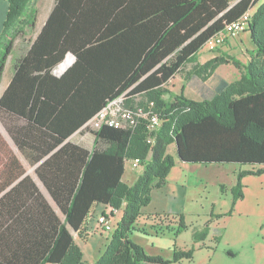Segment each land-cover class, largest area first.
<instances>
[{"label":"trees","instance_id":"16d2710c","mask_svg":"<svg viewBox=\"0 0 264 264\" xmlns=\"http://www.w3.org/2000/svg\"><path fill=\"white\" fill-rule=\"evenodd\" d=\"M4 1L0 82L14 42L34 30L38 14L34 0ZM53 1L45 25L13 64L0 97V121L29 165L50 154L34 172L55 208L31 177H22L25 168L0 134V191L11 187L0 198V264H87L73 234L81 235L95 204L122 216L94 264L190 259L185 251H174L171 260L150 256L129 237L152 191L166 185L175 164L167 153L172 144L181 163L257 165L262 168L244 175L264 174V0ZM256 4L249 58L245 64L233 60L242 77L210 99L178 95L163 102L169 80L196 64L203 46ZM67 53L75 63L61 77L52 76ZM220 60L198 67L195 75H212ZM137 96L141 107L153 103L161 120L154 132L141 119L133 128L86 126L95 139L91 150L66 142L108 103L122 98L133 109ZM133 159L142 173L127 186L125 163ZM243 176L233 201L242 198Z\"/></svg>","mask_w":264,"mask_h":264},{"label":"rangeland","instance_id":"374dc122","mask_svg":"<svg viewBox=\"0 0 264 264\" xmlns=\"http://www.w3.org/2000/svg\"><path fill=\"white\" fill-rule=\"evenodd\" d=\"M52 4L53 0H34L33 7L39 18H43ZM257 6L258 4L251 9L252 14ZM32 35L34 32L28 30L23 39L14 42V55L10 64L13 57L18 56L25 48ZM222 43L214 51L208 50L207 45L203 46L201 50L206 51L203 54L205 59L199 57L200 61L197 59L196 64L184 66L177 78L165 87L163 102L178 95L201 100L200 97L192 95L187 83L193 78H201L195 75L196 69L214 58L221 60L216 63L212 75L203 74V78L238 81L243 75V68L235 65L233 60L245 64L249 58L252 44L248 29L244 33L225 36ZM132 106L139 107L141 104L134 102ZM160 124L161 120L154 129L148 128V131L154 132ZM86 132V136L77 135L73 140L90 146L91 132ZM167 153L174 158L175 164L167 175L166 188L153 190L151 203L146 207L147 211H163L142 214L141 217L147 223L136 224L129 238L139 239L151 255L165 260H171L174 251L191 254L190 259H182L172 264H264V174L244 175L262 167L181 163L177 159L174 144L168 147ZM141 173L140 163L134 174ZM239 175H244L240 178L242 198L233 201L232 190ZM116 214L119 215L118 212ZM180 222L183 228H179ZM203 231L205 236L201 240H195V235ZM105 234L110 237L111 232Z\"/></svg>","mask_w":264,"mask_h":264},{"label":"crops","instance_id":"0c3cea01","mask_svg":"<svg viewBox=\"0 0 264 264\" xmlns=\"http://www.w3.org/2000/svg\"><path fill=\"white\" fill-rule=\"evenodd\" d=\"M53 4H54V1H53ZM53 4H52L50 10L46 13V15L43 16V18H39L38 14H37V22H36V26H35L34 30H32V32H34V35H32L31 40H34L37 37V35L39 34L41 29L45 25L50 13H51ZM7 9H8V3L6 1H4V0H0V35H1L2 31H3L4 16L6 15ZM29 46H30V44H29ZM119 48L120 47L118 46L117 49H119ZM14 49L15 48L13 47L11 57L14 55ZM250 50H252V48L249 49V51ZM204 52H206V51H202L201 50L196 56L197 59L199 57L202 58V59H205V56L203 55ZM22 53H23V51H21V53L18 54V56L13 57L11 64H10L11 57L7 61L6 65H5V69H4L3 75H2V79H1V82H0V97L3 94V92L5 91V89L7 88V86L9 85V83H10V81L12 79V76L14 74L13 64L19 57H21ZM74 63H75L74 55L71 54V53H67L65 58H64V60L60 64H58L51 71V75L56 77V78L61 77L69 68H71L73 66ZM177 75L173 79L169 80L167 85L170 84L171 82H173L177 78ZM230 82H232V80H226L224 78H205V79H203V78H193V80H191V81H189L187 83V87H188V90L191 91L192 95H196L197 97H200L201 100H203V99L212 98L215 94H217L221 90H223L225 85L227 83H230ZM212 83H213V85H212ZM131 99H132L133 102L137 103L140 100V96H137V97H134V98H131ZM85 127H86V124L83 127L79 128L71 137H69V139H67L66 142H71L73 144L79 145V146H81L83 148H86L88 150H91L92 147H93V144H94V140H95L94 136L92 135V133L89 135V136H91V139H92V144L90 146H84V145L79 144L78 142L73 140V138L75 136H77V135H80V136H86L87 135L86 130H84ZM0 134L5 139V141L8 143V145L11 147V149L14 152V154L16 155L18 160L21 162V164L25 168V174L22 177H25V176L31 177V179L37 185V187L39 188L40 192L45 197V199L49 202V204L53 208H55L51 197L49 196V194L47 193V191L43 187V185L40 183V181L37 179V177L35 175V172H34L36 167L40 163H42L50 154L47 155L46 157H43L42 159H40L38 161V163H36L35 165L31 166L21 156V154L19 153V151L17 150V148L14 145L13 141L9 137V135H8L5 127L1 123V121H0ZM134 171L135 170L131 169L129 167V165L127 163H125L124 174H123V177H122L123 183L131 185V184H133L135 182V180L137 179V177L140 174L136 175V174H134ZM21 178H19V180ZM10 188L11 187H9V188H7V189H5L3 191H0V198ZM165 188H166V186L161 188V189H157V190H164ZM107 209H109V208L108 207H104V206L99 205V204L93 205V207L91 208L90 214L87 217V219L85 221V224L82 227L81 235L77 236L76 234H73L75 244L77 245V247L80 249V251L82 253L83 261L85 263H87V264H94L100 258V256L102 255V253L105 250L106 245L108 244L109 237L106 236L105 233H102L99 230H97V227H96L97 217L101 213L106 212ZM162 211H163V209H160V210L159 209H157V210L155 209L153 211H147L146 208H144L141 213L142 214H150V213H160ZM117 212L119 213V215L116 214ZM117 212L114 213V218L118 221L120 219V217L122 216V211L119 210ZM142 214H141V216H142ZM141 216L137 219L136 224L147 223V220H144ZM0 219H1V216H0ZM130 239H131L132 242H134L135 244H137L141 248H143V250L148 255L154 256V255H151V253H149L147 251L146 247L143 245V243L141 241H139V239L133 238V237L130 238Z\"/></svg>","mask_w":264,"mask_h":264},{"label":"built area","instance_id":"2783aa9c","mask_svg":"<svg viewBox=\"0 0 264 264\" xmlns=\"http://www.w3.org/2000/svg\"><path fill=\"white\" fill-rule=\"evenodd\" d=\"M251 16L252 10L246 12L237 21L228 25L224 31L217 34L208 42V50H216L220 46L219 43L223 44L222 42L224 41L225 36L237 35L247 31ZM141 119L146 120L148 122V128L152 129L160 123L157 114L153 112V103L150 102L146 108L139 106L134 107L133 109H128L124 107L122 98H119L108 103L87 123L86 126L93 131L99 130L102 126L115 129L133 128ZM126 163L131 169L135 170L141 162L139 159H133L126 161ZM115 212L116 211H114L112 215L111 208H109L106 212L101 213L96 220L97 230L103 233L112 232L116 223L114 218Z\"/></svg>","mask_w":264,"mask_h":264}]
</instances>
